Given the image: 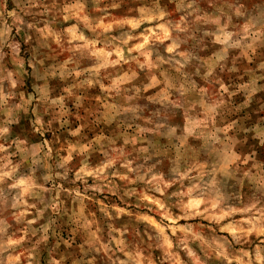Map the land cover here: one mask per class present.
<instances>
[{
	"label": "clouds",
	"instance_id": "clouds-1",
	"mask_svg": "<svg viewBox=\"0 0 264 264\" xmlns=\"http://www.w3.org/2000/svg\"><path fill=\"white\" fill-rule=\"evenodd\" d=\"M0 264H264V0H0Z\"/></svg>",
	"mask_w": 264,
	"mask_h": 264
}]
</instances>
